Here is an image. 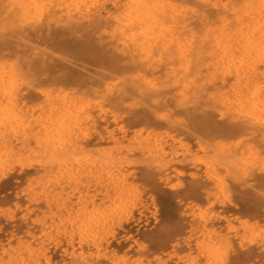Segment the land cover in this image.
<instances>
[{"label": "bare ground", "instance_id": "bare-ground-1", "mask_svg": "<svg viewBox=\"0 0 264 264\" xmlns=\"http://www.w3.org/2000/svg\"><path fill=\"white\" fill-rule=\"evenodd\" d=\"M49 9L55 10L65 25L90 14L99 19L90 25L96 35L95 54L89 55L94 64L81 85L62 80L63 73L51 64L49 51L53 48L27 34ZM0 44V140L4 131L12 135L19 131L23 136L17 98L36 92L45 103L43 123L54 126L55 150L61 151L34 161L45 170L29 181L34 184L29 192L36 196L33 200L40 199L47 207L52 218L49 230H54L55 236H65L68 246L77 240L76 264H98L102 257L112 264H125L104 242L108 227L116 225L141 194L139 183L128 170L130 153L140 154L150 159L147 164L162 169L178 143L175 153L192 157L199 171L193 175L204 183L202 191L208 200H226L231 182L247 188L255 185L252 179L264 180V150L244 141H254L258 135L264 141V0H0ZM20 46L25 57L21 68L10 63ZM198 108L214 113L223 126L238 132L239 139L224 137L225 133L204 139L206 143L197 138L196 150H191L177 134L181 127L189 133L190 122L202 111ZM119 109L145 113L156 127H141L128 136ZM104 118L117 127L119 136L114 129L105 130L113 145L96 150L94 156L86 152L77 160L78 154H71L72 143L76 138L85 141L97 120ZM219 127L220 133L224 128ZM7 149L0 144V162L13 154ZM46 150L42 147L41 153ZM200 211L201 223L190 230L196 234L194 250L183 257V264H217L221 256L222 244L214 238V229L201 221L206 211ZM191 213L195 217V210ZM240 228L249 236L259 234L246 222ZM45 236L53 237L50 233ZM28 255L34 251L29 250Z\"/></svg>", "mask_w": 264, "mask_h": 264}, {"label": "rangeland", "instance_id": "rangeland-1", "mask_svg": "<svg viewBox=\"0 0 264 264\" xmlns=\"http://www.w3.org/2000/svg\"><path fill=\"white\" fill-rule=\"evenodd\" d=\"M90 15L84 20H78L74 24L66 23L65 25V22L60 21L61 18L58 13L56 14L55 10L49 9L44 17L33 22V25L27 30L28 36L46 42L49 49L53 48L52 50L50 49L52 53L49 51V54L52 57L51 64L54 70L63 73L61 76L62 80L75 85H81L84 81H87L90 75L89 71L92 69L91 66L94 64L89 55L95 54L96 35L94 29H92L94 27H90V25L92 22L97 24L99 19L94 14ZM76 23H79V25L76 26ZM81 23L82 25L80 26ZM57 24L58 26H56ZM86 24L89 26L87 27ZM65 26L67 28L70 27L71 30ZM79 31H82V33H79ZM75 32H78V35ZM91 44L94 49L90 47L92 46ZM84 45H87V47H84ZM6 48L9 49L7 46ZM23 50L24 47L20 46L17 48L15 58L10 62L11 65L15 64L19 68L24 66L25 57ZM85 51L87 54H85ZM2 52L3 45L0 44V60L3 58ZM79 53L82 56H80L81 54L78 55ZM13 61L14 64L12 63ZM38 98L39 95L36 92L30 91L22 93L17 98L18 104L21 102L19 104L20 107L18 105V118L19 128L24 131L23 136L22 132L20 133L19 131L13 133L14 135L9 131H4V134L1 135L3 138V141L0 140L2 149L4 147L5 149L8 148L13 154L8 159L2 160V164L0 162V264H7L8 259H14L12 264H76L74 259H76L75 256L79 252L76 239L68 246L65 236L61 234L55 236L54 230L52 232L49 230L48 225L52 218L49 217V213L46 211L47 207L42 200H33L36 196H31L32 191L29 192V188L34 185H29V183H32L29 181L37 176L39 177L45 170L40 163H35L34 161L36 159L39 161L45 160L48 157L47 154L51 153L52 155L53 152L57 154L61 151L58 150L59 148L55 150V145L58 141L57 137L52 133L54 126L49 125L47 127L43 123L42 112L45 103L41 101V98ZM36 104L37 106L39 105L38 108ZM34 108L36 109L34 110ZM198 109L202 111L197 112L198 115L193 120L194 123L190 122L192 125H188L191 131L189 130V133H187L186 127H181V131L177 134V137L182 138L183 142L188 144L191 150H196L195 141L197 138L204 141V139L208 140L211 136H221L222 133H225L223 134L224 137H231L230 139L234 140L239 139L238 132H232L229 126H223L214 113L207 114L203 109ZM118 113L122 117V122L120 123L127 129L128 136L133 130L141 127H156L145 113L139 115L136 111L126 112V110L122 109H119ZM46 120L48 121V119ZM187 120L183 121L184 123L181 121V125L186 124ZM219 126L224 128L220 133L217 131L220 129ZM33 127L36 128L34 129ZM109 129H114V132L119 136L118 131L115 130L117 127L115 126L114 128L108 119L97 120L95 130L89 134L90 136L88 135L85 141L75 139V144L72 143L74 146H72L71 154L75 156L78 154V158H76L80 160L84 154L89 153L94 156L97 152L96 150L111 147L113 142H110L111 140L107 138L106 133L104 134L105 130ZM0 133H3V131ZM44 134L45 137H43ZM17 135L19 136L17 137ZM94 136L95 138H92ZM35 137L39 138V141H36ZM44 138H46L45 142ZM52 139L55 142L51 141ZM251 140L253 139H245L244 141L253 143L261 151L264 150V141L260 140V135L254 141ZM70 141L73 142V138ZM86 141L87 144L85 143ZM204 142L206 143L207 141L205 140ZM98 143H101L100 146ZM96 145L98 146L96 147ZM42 147L44 150L47 149L46 151L50 147V150L47 153L44 151L45 154L41 153ZM177 147H179V144L175 143L173 153L167 157L170 161L167 160L165 167L162 169H157L147 164L150 163V159H144L140 154L130 153L128 155V160L131 161L128 170L130 171V176H133L135 181L139 183L141 194L131 207L132 209H128L126 215L122 216L116 225L114 223L106 230L104 244H106L107 249L116 252L117 256L123 259L125 264H183V257L194 250L196 234L191 233L190 230L201 223L197 215L201 210V213L206 211V214H201L204 218L201 221H204L206 226L214 229V238L222 244L219 248L221 256L217 264H227L228 262V264H264L263 177L251 178L256 183L253 187L249 186L247 188L244 186L242 188L241 183L231 182L228 187L226 200L223 201L216 198L208 200L202 191L204 183L199 180L198 175H193L194 173H199V171L193 163L192 157L188 156V154L175 153V148ZM63 151L66 150L64 149ZM69 153L67 155L71 157ZM2 169L4 170L2 171ZM33 191L36 192L38 190L34 188ZM95 202H98L97 198H95ZM192 210H195V217L190 215ZM243 222L257 228L259 234L257 236H249L247 230L243 232L240 228ZM46 233H50L53 237L48 239L45 236ZM29 250L34 251V255L29 256ZM123 254L124 256H122ZM102 259L103 257L99 259L98 264H112L110 260L104 261Z\"/></svg>", "mask_w": 264, "mask_h": 264}]
</instances>
